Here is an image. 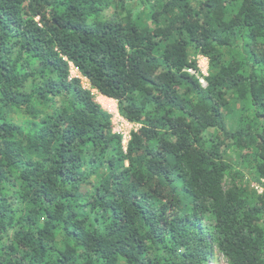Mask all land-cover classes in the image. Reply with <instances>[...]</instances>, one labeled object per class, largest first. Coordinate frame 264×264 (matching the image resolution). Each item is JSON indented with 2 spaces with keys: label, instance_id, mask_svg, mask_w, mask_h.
I'll return each instance as SVG.
<instances>
[{
  "label": "trees",
  "instance_id": "obj_1",
  "mask_svg": "<svg viewBox=\"0 0 264 264\" xmlns=\"http://www.w3.org/2000/svg\"><path fill=\"white\" fill-rule=\"evenodd\" d=\"M217 251L264 264V0H0V264Z\"/></svg>",
  "mask_w": 264,
  "mask_h": 264
},
{
  "label": "rangeland",
  "instance_id": "obj_2",
  "mask_svg": "<svg viewBox=\"0 0 264 264\" xmlns=\"http://www.w3.org/2000/svg\"><path fill=\"white\" fill-rule=\"evenodd\" d=\"M114 10L110 9L106 12V15L109 17L113 14ZM193 60H196L199 65V69L202 73H207L208 74V68H209V60L203 56H191ZM71 77H79L82 79L83 86L86 89H91V85L89 82L82 78L79 71L74 68V66L71 67ZM95 101L101 105V107L108 111L112 115V132L113 133H118L123 136V145L126 149L128 141L131 138V132L136 131L140 128V125L131 123L127 121L122 115L119 113L118 110V103L117 101L113 102L110 100H106V98L101 95L97 90H92ZM22 116L16 115L15 119L20 121L22 120ZM228 159L235 164L237 169H242V171L245 174V182L249 183L251 187L259 190L260 192L263 191V186L261 182H258L256 180V175L252 172V168L249 165H246V163H240L239 160L237 159V154L233 150H229L227 154ZM210 264H229L228 261L225 259L224 256H222L218 251L214 254V257L211 261Z\"/></svg>",
  "mask_w": 264,
  "mask_h": 264
},
{
  "label": "built area",
  "instance_id": "obj_3",
  "mask_svg": "<svg viewBox=\"0 0 264 264\" xmlns=\"http://www.w3.org/2000/svg\"><path fill=\"white\" fill-rule=\"evenodd\" d=\"M198 66H199V65H198ZM186 71H187L188 73H190L191 75L195 76V77L198 79L200 85H201L203 88H207V87H208V81H207V79H206V77L208 76L207 73H202L201 71H196V70L193 69V68H188V69H186Z\"/></svg>",
  "mask_w": 264,
  "mask_h": 264
},
{
  "label": "bare ground",
  "instance_id": "obj_4",
  "mask_svg": "<svg viewBox=\"0 0 264 264\" xmlns=\"http://www.w3.org/2000/svg\"><path fill=\"white\" fill-rule=\"evenodd\" d=\"M105 97V96H104ZM106 98V100L108 99V100H110V101H113V102H115L113 99H110V98H107V97H105Z\"/></svg>",
  "mask_w": 264,
  "mask_h": 264
}]
</instances>
